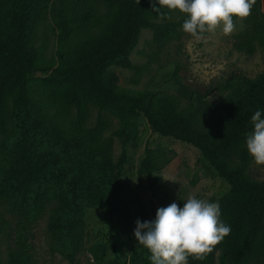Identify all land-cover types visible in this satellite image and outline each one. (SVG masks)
I'll use <instances>...</instances> for the list:
<instances>
[{
	"label": "rangeland",
	"instance_id": "1",
	"mask_svg": "<svg viewBox=\"0 0 264 264\" xmlns=\"http://www.w3.org/2000/svg\"><path fill=\"white\" fill-rule=\"evenodd\" d=\"M13 6L14 0H0V34L8 30ZM31 8L32 44L45 58L57 56L65 32L68 47L95 35L98 18L111 9L97 0H32ZM160 12L152 26L141 30L129 54L130 66L109 64L106 70L128 90L169 96L178 111L187 112L197 103L192 114L197 125L214 127L224 116L220 100L226 80H253L264 71V41H256L249 53L236 46V35L251 25L250 17L264 16V0H255L249 16L234 18L228 35L218 26L193 36L181 28L185 14L167 8ZM205 90L198 103L196 94ZM20 92L24 104L8 106L0 123V216L8 221L0 236L2 261L8 250L24 243L29 264H95L88 248L106 242L101 264L113 259L139 264L147 249L133 235L137 218L151 220L158 207L173 201L182 206L190 196L219 202L229 190L196 148L155 133L140 114L123 142L114 134L119 118L108 111L92 104L77 108L58 93L33 87L22 86ZM101 120L108 123L102 139L112 141L111 158L120 170L109 183L90 186L89 132ZM245 137L240 144L249 159L243 171L264 183V164L248 153ZM146 148L153 150L148 171L142 164ZM105 187L111 192L103 200ZM109 213L114 246L107 243Z\"/></svg>",
	"mask_w": 264,
	"mask_h": 264
},
{
	"label": "trees",
	"instance_id": "2",
	"mask_svg": "<svg viewBox=\"0 0 264 264\" xmlns=\"http://www.w3.org/2000/svg\"><path fill=\"white\" fill-rule=\"evenodd\" d=\"M32 0H14L13 13L6 32L0 34V123L8 106L24 104L20 88L33 87L48 94L58 93L74 107L92 104L119 118L114 134L125 142L132 119L140 114L152 130L164 137L185 142L196 148L207 163L229 186L220 199V219L231 231L202 259L189 257V264H249L254 260L264 264V183L244 173L248 155L240 141L252 129L250 117L257 108L264 109V71L255 79L231 77L224 84L220 107L224 116L214 127H201L193 113L197 103L187 112L178 111L169 96L151 90H128L116 83V76L106 70L109 64L130 66L129 54L143 28L153 25L150 0H97L110 6V11L98 18L99 30L91 37L68 47V34L60 38L61 47L55 58L40 57L32 44L34 11ZM251 25L236 35V46L247 53L256 41H264V16H251ZM208 93H197L201 103ZM108 126L104 120L89 132L87 183L90 186L116 179L120 166L114 164L112 141L102 139ZM153 150L145 149L143 167L152 166ZM236 159L239 161L236 162ZM111 189L105 187L101 197L106 200ZM106 195V196H105ZM107 243L114 246L112 213H109ZM21 231H24L25 223ZM8 221L0 216V236ZM26 245L8 250L0 264H29ZM95 264L106 255V242L89 246ZM146 251L139 264H151ZM69 258L71 256L68 255ZM111 264H118L113 259Z\"/></svg>",
	"mask_w": 264,
	"mask_h": 264
},
{
	"label": "clouds",
	"instance_id": "3",
	"mask_svg": "<svg viewBox=\"0 0 264 264\" xmlns=\"http://www.w3.org/2000/svg\"><path fill=\"white\" fill-rule=\"evenodd\" d=\"M152 11L161 8L185 14L181 28L193 36L213 31L218 26L230 34L234 18L250 15L255 0H150ZM252 129L245 137V147L254 161L264 164V109L257 108L250 117ZM217 200L196 196L187 198L182 206L176 201L158 207L154 218H137L133 235L138 245L146 248L151 264H189V257L202 259L231 231L221 219Z\"/></svg>",
	"mask_w": 264,
	"mask_h": 264
}]
</instances>
